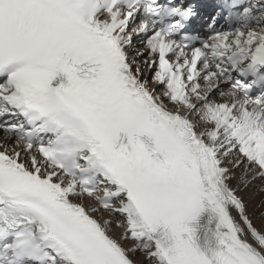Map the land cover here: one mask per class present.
Returning a JSON list of instances; mask_svg holds the SVG:
<instances>
[{"label": "snow or ice", "instance_id": "snow-or-ice-1", "mask_svg": "<svg viewBox=\"0 0 264 264\" xmlns=\"http://www.w3.org/2000/svg\"><path fill=\"white\" fill-rule=\"evenodd\" d=\"M200 6L0 0V264H264V0Z\"/></svg>", "mask_w": 264, "mask_h": 264}, {"label": "bare ground", "instance_id": "bare-ground-1", "mask_svg": "<svg viewBox=\"0 0 264 264\" xmlns=\"http://www.w3.org/2000/svg\"><path fill=\"white\" fill-rule=\"evenodd\" d=\"M148 75H149V79H150L151 74L149 73ZM236 175H237V176L239 175V170H237ZM231 183H232L233 186H236V183H237V182H236L235 180H233ZM257 183H259V182H257ZM250 192H253V193H254L255 190H254V189H249V190H247V191L241 193V195H243V196L245 197V199L247 200ZM260 200H261V195H260V194H255V202H256V204H259V201H260ZM260 211H261L260 209H257L256 214H255V215H252L253 222H254V224H257V226H259V223H260V221H259V219H258V216H259ZM250 214H251V213H250ZM104 215H105V217H106V216H107V213H105ZM113 227H114V226H113ZM118 231H119V230H116V229L114 228V234L118 233ZM138 258H139V257H138Z\"/></svg>", "mask_w": 264, "mask_h": 264}]
</instances>
